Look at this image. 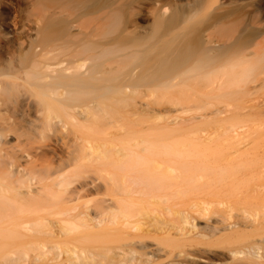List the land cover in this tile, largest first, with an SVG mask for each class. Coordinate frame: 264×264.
<instances>
[{
    "label": "bare ground",
    "instance_id": "bare-ground-1",
    "mask_svg": "<svg viewBox=\"0 0 264 264\" xmlns=\"http://www.w3.org/2000/svg\"><path fill=\"white\" fill-rule=\"evenodd\" d=\"M4 1L0 264H264V102L166 115L191 93L252 94L264 50L163 39L165 8L116 33L118 6L18 0L17 19Z\"/></svg>",
    "mask_w": 264,
    "mask_h": 264
},
{
    "label": "rangeland",
    "instance_id": "rangeland-1",
    "mask_svg": "<svg viewBox=\"0 0 264 264\" xmlns=\"http://www.w3.org/2000/svg\"><path fill=\"white\" fill-rule=\"evenodd\" d=\"M4 2L6 3L2 10L6 13H4L6 17L8 15L17 19L25 18L27 9L21 1L5 0ZM83 5V9L90 12L98 8L108 12L112 7L118 6L124 15L116 33L124 29L131 16L138 20L146 32L151 31L154 18L160 9L165 8L164 17L170 18V24L164 30H160L159 34L163 39H195L200 52L210 45L218 49L225 46V42L248 39L253 42L252 45L245 47L248 51L264 50V0H83ZM193 13L195 15L184 23L185 17ZM25 35L27 39L35 37L34 31L25 32ZM18 46V43L13 46L14 58L22 55ZM24 47L26 50L27 44ZM253 84L256 88L252 94L239 91L226 100L207 99L191 93L177 107L170 104L171 111L166 115L171 118L174 115L197 116L204 125L216 115L234 116L253 102H264V85L260 82ZM20 99L24 106L26 99L23 97ZM33 116L34 111L31 113V117ZM9 139L12 142L16 141L14 137Z\"/></svg>",
    "mask_w": 264,
    "mask_h": 264
}]
</instances>
